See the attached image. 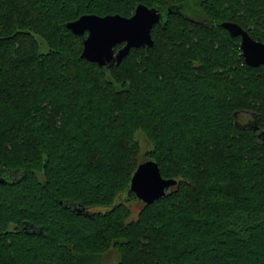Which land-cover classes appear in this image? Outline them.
<instances>
[{"label":"trees","instance_id":"trees-1","mask_svg":"<svg viewBox=\"0 0 264 264\" xmlns=\"http://www.w3.org/2000/svg\"><path fill=\"white\" fill-rule=\"evenodd\" d=\"M139 3L151 47L81 57L68 21ZM223 21L264 42V0H0V264H264V66ZM146 159L177 183L133 217Z\"/></svg>","mask_w":264,"mask_h":264},{"label":"water","instance_id":"water-1","mask_svg":"<svg viewBox=\"0 0 264 264\" xmlns=\"http://www.w3.org/2000/svg\"><path fill=\"white\" fill-rule=\"evenodd\" d=\"M161 21L162 14L156 7L139 3L128 17L118 13L103 16L83 14L75 20L68 21L66 27L82 37L81 57L97 63L100 67H106L120 63L131 48L151 47L154 44L152 29ZM221 25L231 35L240 36V49L247 65L264 66V42L253 39L236 22L223 21ZM118 44L122 45L116 49ZM3 180L0 178V181ZM176 183L175 178L164 177L161 174L156 160L146 159L134 170L128 190L142 203H151L165 195L167 189Z\"/></svg>","mask_w":264,"mask_h":264},{"label":"rangeland","instance_id":"rangeland-1","mask_svg":"<svg viewBox=\"0 0 264 264\" xmlns=\"http://www.w3.org/2000/svg\"><path fill=\"white\" fill-rule=\"evenodd\" d=\"M121 198L124 200V197H121ZM126 202L131 207V209L133 211L132 216L134 217L136 215V212L141 207L142 202L139 199L129 200ZM118 258H119L118 253L115 250H113L111 252V254L106 259L100 260L99 262H96L94 264H115L117 262Z\"/></svg>","mask_w":264,"mask_h":264},{"label":"flooded vegetation","instance_id":"flooded-vegetation-1","mask_svg":"<svg viewBox=\"0 0 264 264\" xmlns=\"http://www.w3.org/2000/svg\"><path fill=\"white\" fill-rule=\"evenodd\" d=\"M251 119H252L251 113L249 111H244V112H241V114L239 115L238 123L241 127H245V128L252 127L253 125L251 123ZM252 128H255L257 130V135L258 133L264 130V129L258 130L256 125H254ZM258 137L264 140V131L263 133H260Z\"/></svg>","mask_w":264,"mask_h":264}]
</instances>
